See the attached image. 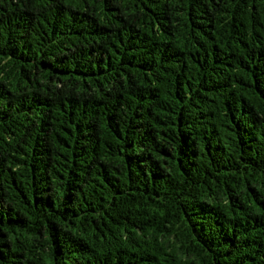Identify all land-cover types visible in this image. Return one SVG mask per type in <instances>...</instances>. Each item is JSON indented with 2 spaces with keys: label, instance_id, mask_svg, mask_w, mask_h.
<instances>
[{
  "label": "trees",
  "instance_id": "obj_1",
  "mask_svg": "<svg viewBox=\"0 0 264 264\" xmlns=\"http://www.w3.org/2000/svg\"><path fill=\"white\" fill-rule=\"evenodd\" d=\"M0 264H264V0H0Z\"/></svg>",
  "mask_w": 264,
  "mask_h": 264
}]
</instances>
